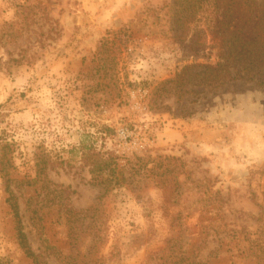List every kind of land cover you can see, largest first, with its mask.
<instances>
[{"label":"rangeland","instance_id":"obj_1","mask_svg":"<svg viewBox=\"0 0 264 264\" xmlns=\"http://www.w3.org/2000/svg\"><path fill=\"white\" fill-rule=\"evenodd\" d=\"M173 1L0 0L5 264H34L9 189L40 264H255L264 251V88L178 85L217 55L211 15L184 23ZM82 146L112 157L121 186L105 189Z\"/></svg>","mask_w":264,"mask_h":264},{"label":"trees","instance_id":"obj_2","mask_svg":"<svg viewBox=\"0 0 264 264\" xmlns=\"http://www.w3.org/2000/svg\"><path fill=\"white\" fill-rule=\"evenodd\" d=\"M173 9L178 10V19L184 23L198 24L209 15V32L216 49L217 61L191 63L176 74L178 85L187 83L197 85L221 86L234 80L254 82L264 88V0H174ZM203 32L202 30H200ZM202 34V33H201ZM206 36L205 34H202ZM186 75V78H185ZM1 116V112H0ZM8 142L0 141V158L3 160ZM83 160L97 172L99 182L106 183V190L121 186L116 163L112 157L97 152L91 146L81 147ZM0 160V164H2ZM146 163L143 165L146 167ZM4 168H1L2 172ZM152 170V168H149ZM108 175L110 178H103ZM7 202L14 219V227L20 247L34 264H40L31 249L21 224L18 202L12 190H8ZM95 240L92 239V243ZM255 264H264V251L254 254ZM199 264L191 256H183L175 264ZM0 264H5L0 260Z\"/></svg>","mask_w":264,"mask_h":264},{"label":"built area","instance_id":"obj_3","mask_svg":"<svg viewBox=\"0 0 264 264\" xmlns=\"http://www.w3.org/2000/svg\"><path fill=\"white\" fill-rule=\"evenodd\" d=\"M120 136H122L126 142L128 141V134L124 130H120Z\"/></svg>","mask_w":264,"mask_h":264}]
</instances>
